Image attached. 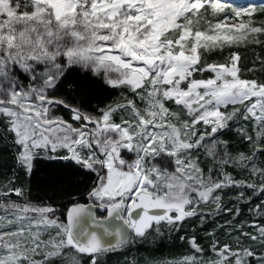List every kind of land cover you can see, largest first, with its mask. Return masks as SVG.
Wrapping results in <instances>:
<instances>
[{"label": "snow or ice", "instance_id": "6c2138e0", "mask_svg": "<svg viewBox=\"0 0 264 264\" xmlns=\"http://www.w3.org/2000/svg\"><path fill=\"white\" fill-rule=\"evenodd\" d=\"M0 264H264V0H0Z\"/></svg>", "mask_w": 264, "mask_h": 264}, {"label": "trees", "instance_id": "16d2710c", "mask_svg": "<svg viewBox=\"0 0 264 264\" xmlns=\"http://www.w3.org/2000/svg\"><path fill=\"white\" fill-rule=\"evenodd\" d=\"M248 55L249 57L251 56L250 53ZM93 88L95 89V99L93 103L99 102L101 106H103V104L107 103L109 100H111L113 97L117 95L116 91L105 89L99 85H94ZM49 175H50V170L45 166L44 163H41L40 165L37 166V169L35 171V174L32 178L30 185L32 189L31 195L33 199L37 197H44L46 191L45 182L47 181ZM92 179L93 177L90 176L74 177L73 178L74 187L71 189V191L76 193L78 196L81 194L86 195L87 187L92 183ZM76 181H80V183L77 184L75 183ZM48 194L51 195L50 192ZM82 202H84L83 196H82ZM55 203L57 207H60L61 205H67L68 197L61 193H58ZM189 231H191V229H189ZM201 242L203 243L204 241L201 240ZM184 251L185 249L179 240H175V241L171 240L166 235L163 238V240L157 241L155 245H137L135 248H133L132 253L137 255L138 257L151 254L158 259H171V258H178Z\"/></svg>", "mask_w": 264, "mask_h": 264}, {"label": "rangeland", "instance_id": "374dc122", "mask_svg": "<svg viewBox=\"0 0 264 264\" xmlns=\"http://www.w3.org/2000/svg\"><path fill=\"white\" fill-rule=\"evenodd\" d=\"M231 2L236 5L247 6L249 4L259 3L261 0H231Z\"/></svg>", "mask_w": 264, "mask_h": 264}]
</instances>
